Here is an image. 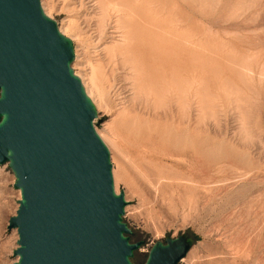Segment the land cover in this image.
I'll list each match as a JSON object with an SVG mask.
<instances>
[{
    "label": "rangeland",
    "instance_id": "rangeland-1",
    "mask_svg": "<svg viewBox=\"0 0 264 264\" xmlns=\"http://www.w3.org/2000/svg\"><path fill=\"white\" fill-rule=\"evenodd\" d=\"M43 1L73 37L72 66L105 104L99 131L109 125L127 139L133 72L121 64L123 50L149 56L146 75L190 84L189 107L182 89L173 107L181 118L190 113L191 124L181 125L178 152L164 164L180 177L178 186L157 193L125 141L123 150L110 145L130 242L143 241L132 263L143 264L157 241L181 235L190 249L178 264H264V0H113L124 7L106 15L98 0ZM172 53L176 60L168 61ZM14 179L0 164V264L15 260L18 235L8 229L20 198Z\"/></svg>",
    "mask_w": 264,
    "mask_h": 264
},
{
    "label": "water",
    "instance_id": "water-1",
    "mask_svg": "<svg viewBox=\"0 0 264 264\" xmlns=\"http://www.w3.org/2000/svg\"><path fill=\"white\" fill-rule=\"evenodd\" d=\"M72 42L40 0H0V164L20 191L8 229L11 264H133L124 192L116 193L97 112L70 64ZM183 236L154 243L143 264H178Z\"/></svg>",
    "mask_w": 264,
    "mask_h": 264
},
{
    "label": "bare ground",
    "instance_id": "bare-ground-1",
    "mask_svg": "<svg viewBox=\"0 0 264 264\" xmlns=\"http://www.w3.org/2000/svg\"><path fill=\"white\" fill-rule=\"evenodd\" d=\"M98 1H100V8L102 14L104 15H106V13L110 9L114 10L116 7L118 9H121V7H124V5L120 3H114L113 0ZM40 4L44 14L47 17L51 18L50 14L46 11L45 3L43 0H40ZM128 26L129 24L127 26L125 25L123 29ZM57 28L62 35H64L72 42L73 37L70 35L71 33H66V31H64V29L58 26V24ZM129 34L130 32L126 29L123 35L124 39H126ZM73 51L75 58L76 50H74V46ZM121 53L125 54V56L121 59V64L128 65L129 69L133 72V78L131 82L133 96L130 95L132 96L130 111L133 112L134 115L127 122V139L123 140V137L120 136V134L116 133L114 130H112L109 125L104 126V132L99 131L98 128H96V125L94 124L96 122V119H94L93 121L94 128L98 136L108 148L109 154L111 149L110 145L123 150L124 147L122 142L125 141L124 144L126 143L127 146L132 149L130 150L132 154L131 163L135 166L134 168H136L138 174L148 183L150 187L155 188L157 190V193H162V190L165 187H172L173 189L175 186H178L180 184V182L176 181L180 177L176 176V174H171L168 168L164 166V164L167 163L168 157H175L174 155L178 152L177 142L178 138H180L179 135L181 133V125L184 123H186L187 125L191 124L190 113L187 112L181 118L176 114V111L173 107V103L177 104V101L181 98V95L179 96L178 93L179 91L181 92V89L184 92L183 106L189 107L190 84L189 82H187L186 84L181 86L180 84H178V82H172L171 84L166 85L164 84V81H161V76L156 77V75L154 74H152V76L146 75L145 61L146 59H148L149 56H147V54H145L143 51H133L127 48ZM161 58H159V56L157 55H151V60L153 62H157ZM166 59L168 61L176 60V56L174 55V53H172L168 55ZM72 63L70 64V67L74 75L81 81L84 91L92 102L96 112H99L100 107H105L102 98L97 95H92V92L88 89L87 84L85 82L86 79L82 76V74L77 72V70L75 69V64L74 66H72ZM170 69L173 70L174 67L172 66L170 67ZM167 100L169 101V103L167 102ZM188 128L189 126L185 127V131H187ZM184 136L185 134L182 137ZM181 143L182 141L180 142V144ZM189 145L190 143L187 144V146ZM189 148L191 149L192 146L190 145ZM110 162H113L111 155ZM125 176L129 177L127 173H125ZM112 177L114 179V190L117 193L115 181L117 177L119 178L120 176H117L114 171V168L112 169ZM129 181L131 182L132 179L130 178ZM18 192L20 194L19 190ZM124 199L126 200L125 197ZM126 202L128 201L126 200ZM126 209L127 207L125 206L124 212L126 211ZM16 260L17 257H15L14 261Z\"/></svg>",
    "mask_w": 264,
    "mask_h": 264
}]
</instances>
